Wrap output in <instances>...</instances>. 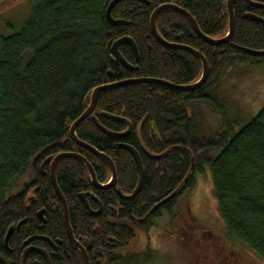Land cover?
Segmentation results:
<instances>
[{"label":"trees","instance_id":"16d2710c","mask_svg":"<svg viewBox=\"0 0 264 264\" xmlns=\"http://www.w3.org/2000/svg\"><path fill=\"white\" fill-rule=\"evenodd\" d=\"M114 0H31L33 9L23 29L0 40V264H21L28 246L46 250L52 264H85L81 252L67 233L63 205L50 176L48 158L79 153L106 185L112 178L109 165L76 145L72 125L90 106L93 91L102 85L132 80H161L175 86L200 81L201 60L183 50L161 45L152 35L151 17L163 5L187 11L201 32L213 40L229 32V0H122L111 17ZM264 5V0H254ZM264 20V9L237 2L235 30L231 40L219 46L198 37L189 20L173 9L162 11L157 31L168 43L199 51L209 63V77L199 89L180 92L157 83H133L101 92L93 116L115 133L114 139L95 125L93 116L78 127L80 141L107 155L117 172L115 187L98 190L87 167L72 158L62 159L56 181L64 195L69 222L77 241L93 242L90 264H140L156 256L122 253L140 234L171 215L179 200L191 193L197 175L209 170L220 214L228 235L242 243L264 262V107L238 132L239 118L230 114L221 97L223 76L229 69L257 63L264 57V26L245 18ZM124 37L137 45L140 59L122 45L120 53L134 69L113 63L112 46ZM209 110V122L203 114ZM213 121V123H211ZM136 149L142 159L145 179L132 200L140 176L134 157L121 146ZM21 188L18 193L15 191ZM82 194L103 206L91 216ZM175 194V198L153 210ZM42 212V216L40 213ZM13 228L8 247L5 239ZM44 237L54 243L32 238ZM123 250V251H122ZM137 260V259H136ZM26 264H47L31 253Z\"/></svg>","mask_w":264,"mask_h":264},{"label":"rangeland","instance_id":"374dc122","mask_svg":"<svg viewBox=\"0 0 264 264\" xmlns=\"http://www.w3.org/2000/svg\"><path fill=\"white\" fill-rule=\"evenodd\" d=\"M32 9L31 0H0V40L20 32ZM221 97L230 114L239 118L240 124L234 128L238 132L264 107V58L227 70ZM205 113L204 117L210 122L211 113L209 110ZM20 190L19 187L15 193ZM148 248L156 256L150 260L134 258L136 263L264 264L245 245L228 235L209 170L197 175L194 190L179 200L171 215H164L147 234L139 233L122 253L139 255Z\"/></svg>","mask_w":264,"mask_h":264},{"label":"water","instance_id":"95a60500","mask_svg":"<svg viewBox=\"0 0 264 264\" xmlns=\"http://www.w3.org/2000/svg\"><path fill=\"white\" fill-rule=\"evenodd\" d=\"M121 1L122 0H114L108 8L107 18H108L109 22L112 23L113 25H116L117 22L113 21V19L111 17V11H112L113 7ZM236 2H244L247 4H251L256 9H264L263 4H259L257 2L253 3L251 0H229V2H228L229 21H230L229 32H228L227 37H225L224 39H221V40H213V39H210L209 37H207L206 35H204L201 32L196 21L193 19V17L187 11H185V10L175 6V5H163L159 8H157L151 17L152 35L156 38V40L161 45H163L165 47H169V48H175V49L186 51V52L198 57L201 60L202 65H203V74H202L200 81L197 82L196 84L189 85V86H175V85H172L168 82L161 81V80H132V81H123V82H118V83H114V84L102 85L100 87H97L93 91L90 106L88 107L86 112L71 127V139L73 140V142L76 145H78L79 147L89 151L93 155L101 158L102 160H104L109 165L110 170L112 172V178H111L109 183H107L106 185L100 184L97 180L95 170L92 167V165L87 161V159L85 157H83L79 153H63V154H60L54 158L50 157L43 162V164L41 166V171L44 170L46 165L50 164V166H51V169H50L51 181H52L54 190H55L57 196L59 197V199L63 205L65 222H66L67 233H68L69 239L72 242V244L80 250L85 264H90L87 251L92 249L93 243H92V241H87V240H82V242H79L75 239V237L73 235V230H72V228L70 226V222H69V210H68L67 202H66V199H65L64 195L62 194L60 188L58 187V184L56 181L57 165L64 158H72V159H76V160L80 161L81 163H83L87 167V169L90 173V177H91L93 186L98 190H108L110 188L115 187L116 182H117V172H116L115 165H114L113 161L107 155L100 153L95 148L91 147L90 145H88V144H86V143H84L78 139L77 134H76L78 127L87 118L92 116V114L94 113V111L96 109L99 95L101 94V92H103L105 90H110V89L125 86L127 84H133V83H157V84H161V85L170 87L172 89L178 90L180 92H190V91H194V90L201 88L207 82L208 77H209V63H208L207 59L199 51H197L195 49H192V48L186 47V46H179V45L168 43L163 37L160 36V34L157 31V27H156L157 17L164 10H167V9L176 10L177 12H179L180 14H182L184 17H186L189 20V22L193 26L196 34L198 35V37L200 39H202L203 41H205L206 43H209L211 45L219 46L221 44L228 43L234 34V30H235L234 5ZM245 18H250L252 21L257 22V23H261L264 26V20L261 18H258L256 16H252V15L246 16ZM122 45L129 46L132 49L136 60L139 61L140 56H139V51H138V47H137L136 43L131 38L124 37V38L117 40L112 46L111 51H112V56H113V63L115 65H122L124 68H126L128 70H133L134 67L125 60V58L122 56V54L119 51V48ZM253 55L257 56V57H264V51L263 52H254ZM105 117H107L108 119H110L112 121L124 123L128 126L129 129H128V131H126L124 133H115V132L109 131L103 125H101V123L99 122L97 117L93 116V121H94L96 127L101 132H103L105 135L112 137L114 139H122V138L126 137L127 135H129V133L133 127L129 121H127L126 119H124L122 117H116V116H112L109 114H106ZM121 147L123 149L129 151L131 153V155L134 157L138 171H139L140 180H139L138 187L134 191V193L131 196H124L121 192H118L119 196L122 199L132 200L141 192V189H142V186L144 183L145 172H144L143 162H142V159H141V157H140V155L136 149H134L133 147H130V146H126V145H122ZM88 196H89V194H82V195H80V198L83 201L84 205L86 206V208L89 211V214L91 216H94V217L99 216L103 210L102 204L97 199H95L99 203V211H93L91 209L90 204H89ZM174 198H175V194L171 195L169 198H167L163 202L159 203L153 210L160 208L161 206L165 205L166 203H168L169 201H171ZM40 216H42V212L40 213ZM13 232H14V229L11 228L9 230L7 236H6V239H5L6 247H8V242H9L11 236L13 235ZM36 239L44 240V241L50 243L52 246H54V243L51 240L44 238V237L32 238L28 242H26V245L28 246L33 240H36ZM33 252H36V253L42 255L45 258L47 264H52L50 256L46 250L31 247V246H28L25 249L23 256H22L21 264H26L28 256Z\"/></svg>","mask_w":264,"mask_h":264},{"label":"flooded vegetation","instance_id":"af4514ba","mask_svg":"<svg viewBox=\"0 0 264 264\" xmlns=\"http://www.w3.org/2000/svg\"><path fill=\"white\" fill-rule=\"evenodd\" d=\"M253 3H255V1L254 0H251ZM237 3V2H236ZM235 3V4H236ZM241 3H244V2H241ZM245 4H247V3H245ZM248 5H251V4H248ZM235 6V5H234ZM252 7H254L253 5H251ZM255 8V7H254ZM249 15H251V14H249ZM248 14H247V16H249ZM252 16H254V15H252ZM246 17V16H245ZM235 19H236V17H235ZM92 116H93V114H92ZM48 165H50V164H48ZM47 167V165L45 166V168ZM51 167V166H50ZM45 168H44V170H45ZM42 171V173L43 174H45L46 172L45 171ZM110 182V181H109ZM108 182V183H109ZM111 189V188H110ZM119 194V193H118ZM95 199H97L101 204H102V202L98 199V198H96L95 196H92V200L94 201V203H95V205H96V209L94 210V209H92L93 211H99V203L95 200ZM102 207H103V209H104V206H103V204H102ZM102 212H103V210H102ZM101 212V213H102ZM79 242H82V241H79ZM93 243V242H92ZM77 248V247H76ZM92 248H93V246H92ZM78 249V248H77ZM79 250V249H78ZM92 249H90V250H88L87 251V253L89 252V251H91ZM80 251V250H79Z\"/></svg>","mask_w":264,"mask_h":264},{"label":"bare ground","instance_id":"6f19581e","mask_svg":"<svg viewBox=\"0 0 264 264\" xmlns=\"http://www.w3.org/2000/svg\"><path fill=\"white\" fill-rule=\"evenodd\" d=\"M236 20V19H235Z\"/></svg>","mask_w":264,"mask_h":264}]
</instances>
